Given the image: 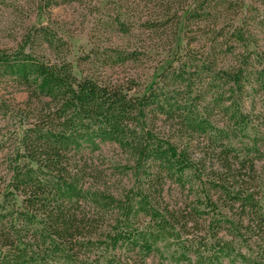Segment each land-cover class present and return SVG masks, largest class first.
Wrapping results in <instances>:
<instances>
[{
  "label": "trees",
  "instance_id": "trees-1",
  "mask_svg": "<svg viewBox=\"0 0 264 264\" xmlns=\"http://www.w3.org/2000/svg\"><path fill=\"white\" fill-rule=\"evenodd\" d=\"M122 1L108 22L122 41L101 48L92 32L80 76L68 42L49 26L0 48V85L26 93L22 101L0 96V116L13 123L11 146L0 142V152L8 149L0 264H135L134 256L146 264L207 221L213 247L186 239L175 264L246 258L218 236L223 227L254 238L264 264V116L254 114L258 97L264 107V53L249 49L255 40L244 23L234 24L245 3ZM155 49L173 59L149 82L85 72L98 60L139 63ZM250 130L251 146L241 138ZM171 184L186 198L168 199ZM121 249L132 255L103 252Z\"/></svg>",
  "mask_w": 264,
  "mask_h": 264
},
{
  "label": "rangeland",
  "instance_id": "rangeland-1",
  "mask_svg": "<svg viewBox=\"0 0 264 264\" xmlns=\"http://www.w3.org/2000/svg\"><path fill=\"white\" fill-rule=\"evenodd\" d=\"M243 2L245 6L239 12L234 24L242 25L244 23L247 30L253 34L252 38L255 40V45H250L249 49L253 50L257 48V50L264 53V0H243ZM124 3L126 2L122 0H71L61 5L47 8L43 7V5L40 6V0H0V48L17 47L22 35L31 26H49L68 42V45L71 47L69 59L74 65L75 74L80 76L79 58L88 54L94 46V43L90 40L92 32H95V35L98 36V43L102 46L101 48L109 46L113 40L115 42L122 41L119 37L120 35L113 29L110 25L111 23L108 22L111 18L115 17L117 11L124 10ZM169 42L165 40L161 44H165L168 49ZM127 44L126 40L123 45L126 46ZM171 59H173L172 53L155 49L150 53L149 58L139 63H127L124 66L115 65L107 67L108 65L105 61L98 60L95 65L85 67V72H90L91 68L92 72L96 74L102 72V74L105 73V76L110 78L133 77L142 82H149L155 69L160 71L162 66H165ZM0 96L6 99H13L15 97L22 101L25 99L26 93L19 91L11 84H1ZM244 96L245 104H247L249 100L248 95L245 94ZM258 99L260 102L262 101L260 97ZM260 102L254 111V114L259 117L261 115L264 116V107L260 105ZM249 132V136L241 135V138L243 139L242 142L251 146L250 142L253 141L254 131L250 130ZM12 133L13 123L9 119H4L0 116V142L6 141ZM7 143L6 148L11 146L10 141ZM239 146H242L241 143ZM6 148L0 152V177H2V180L5 179V171L3 170L6 168L5 159L8 157V149ZM113 150L114 147L105 145L103 151L104 154L112 155ZM167 188L169 189V184ZM170 188L167 195L168 199L172 200V195L182 200L186 198L181 195L180 189L175 184H171ZM261 190L264 192V175ZM185 194L188 195V193ZM186 200L193 205L195 201L193 194H190V197ZM148 220V218H145V222ZM208 223L209 221L204 222L198 228L191 229V233L184 235L179 243H173L172 241V247L169 251L153 252L145 259L146 264H175L174 260L180 252L177 244L186 242V239L192 240L196 244V248L205 244L207 248H212L214 241L212 237L207 235ZM218 236L224 241L229 242L235 248L234 252L236 254L239 252L246 257H238L235 261L236 264H256L259 256L258 245L254 243V238L250 239L247 233L245 235L235 234L227 227H223V230L219 231ZM103 252L105 257L110 258H115L121 252L124 257L132 255L127 249H121V251L111 250L108 252L103 250ZM100 253H102V250H97V254ZM205 254H210V251H207ZM189 255L194 262L195 254L191 253ZM134 258L135 262H133L135 264H142L140 258L137 256H134ZM223 261L225 264H230L228 258H224Z\"/></svg>",
  "mask_w": 264,
  "mask_h": 264
}]
</instances>
